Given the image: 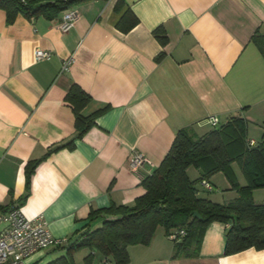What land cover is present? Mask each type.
I'll list each match as a JSON object with an SVG mask.
<instances>
[{"label":"crops","instance_id":"crops-1","mask_svg":"<svg viewBox=\"0 0 264 264\" xmlns=\"http://www.w3.org/2000/svg\"><path fill=\"white\" fill-rule=\"evenodd\" d=\"M119 1L138 18L126 33L116 27ZM71 9L78 12L74 26L62 32L65 11L54 20L19 13L10 22L0 7V210L19 204L26 218L42 216L53 237L69 240L86 231L93 209L134 205L145 193L142 179L159 167L179 130L203 136L215 128L210 118L221 126L240 116L248 140H263L264 0H89ZM159 29L165 46L154 35ZM37 49L51 59L37 61ZM69 58L70 69L62 71ZM74 85L91 97L81 114L101 112L80 138L66 100ZM134 151L148 160L138 172L128 166ZM33 161L40 163L28 184ZM233 168L245 186L239 166ZM213 178L214 191L200 185L199 196L224 204L212 194L221 196L228 181ZM253 197L264 204V188ZM100 226L98 220L92 229ZM228 227L210 224L196 258H173L175 243L159 228L149 245L128 247V264H264V249L225 254ZM65 256L53 246L26 264ZM72 260L115 264L88 249Z\"/></svg>","mask_w":264,"mask_h":264},{"label":"trees","instance_id":"trees-1","mask_svg":"<svg viewBox=\"0 0 264 264\" xmlns=\"http://www.w3.org/2000/svg\"><path fill=\"white\" fill-rule=\"evenodd\" d=\"M89 0H0V7L8 13L9 21L17 14L28 18L45 17L57 19L60 14ZM108 1V0H106ZM119 1L116 12H122L116 27L126 33L138 24V18L130 8L123 11ZM154 35L162 46L167 44L163 29ZM257 35L254 39L257 40ZM264 55V44H259ZM161 55L157 57L159 60ZM67 102L73 106L78 137H82L94 125L97 114L84 117L81 112L91 102V97L74 85L67 94ZM217 126L203 136L192 129H181L176 134L172 147L162 163L151 175L142 179L145 193L134 205H111L93 209L86 231L79 232V239L71 244L70 238L60 247L66 256L52 264H73L75 251H96L115 264L130 262L128 247L149 245L157 230L163 228L168 237L176 230H185L186 235L175 243L173 258H196L199 256L204 234L214 222L229 225L226 232L225 254L233 255L250 248L264 249V204H256L253 192L264 188V138L251 146L248 140V122L240 116L229 118L221 128ZM68 147H72L71 143ZM40 161H33L27 168V182ZM236 163L247 184L239 183L233 164ZM195 167L201 173L199 182L218 172H223L236 190L238 198L226 204H217L201 198L199 190L187 170ZM12 204L1 210H6ZM19 206V204H17ZM0 210V211H1ZM196 213L198 216H196ZM101 226L92 229L96 221ZM76 235V236H77ZM92 260L93 255L87 257Z\"/></svg>","mask_w":264,"mask_h":264},{"label":"built area","instance_id":"built-area-1","mask_svg":"<svg viewBox=\"0 0 264 264\" xmlns=\"http://www.w3.org/2000/svg\"><path fill=\"white\" fill-rule=\"evenodd\" d=\"M77 15L78 12L74 9L66 10L59 24L60 30L69 31L74 26ZM35 57L37 61L50 60L52 53L37 49ZM72 63L73 58L67 59L63 63L62 71H68ZM208 122L212 127L219 124L216 117L210 118ZM250 145L254 146L255 142L251 141ZM147 162V158L142 153L134 151L128 159V166L133 172H138ZM201 186L208 192L214 191V187L206 179L201 181ZM185 235V230H176L168 238L172 241H180ZM67 242L68 239L53 237L48 223L42 216L34 219L26 218L17 204L0 211V264H26L27 259L34 254Z\"/></svg>","mask_w":264,"mask_h":264},{"label":"rangeland","instance_id":"rangeland-1","mask_svg":"<svg viewBox=\"0 0 264 264\" xmlns=\"http://www.w3.org/2000/svg\"><path fill=\"white\" fill-rule=\"evenodd\" d=\"M199 172L200 171L198 169H196L195 167H189L187 170V174H188L189 178L195 182V186L197 189L200 188V185H201V182H199V180H198ZM213 177H216V179H219L220 177H222L223 179L228 181L227 177L225 176V174L223 172H218V173L214 174L213 176H211L210 178L214 179ZM219 187L220 186L217 185V188H219ZM223 188L224 187H221V189L224 190V192L221 193V196H219L217 192L212 194L213 198H215L216 200H219V202H222L224 204L229 203L230 201L233 200V196L239 195L236 190L232 189V185L230 184L229 181H228V187H227L228 189H223ZM231 190L233 191V193H231ZM253 199H254V197H253Z\"/></svg>","mask_w":264,"mask_h":264},{"label":"water","instance_id":"water-1","mask_svg":"<svg viewBox=\"0 0 264 264\" xmlns=\"http://www.w3.org/2000/svg\"><path fill=\"white\" fill-rule=\"evenodd\" d=\"M218 128H221V126L218 127ZM196 216H198L197 213H196ZM79 237H80V235H78L77 237H75V238L71 241V244H74V243L79 239Z\"/></svg>","mask_w":264,"mask_h":264}]
</instances>
